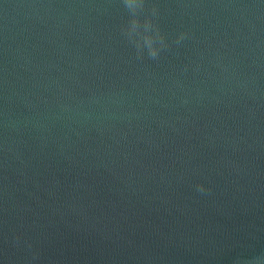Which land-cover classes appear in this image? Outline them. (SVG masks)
Instances as JSON below:
<instances>
[{"label":"water","instance_id":"water-1","mask_svg":"<svg viewBox=\"0 0 264 264\" xmlns=\"http://www.w3.org/2000/svg\"><path fill=\"white\" fill-rule=\"evenodd\" d=\"M0 264H264V0H0Z\"/></svg>","mask_w":264,"mask_h":264}]
</instances>
